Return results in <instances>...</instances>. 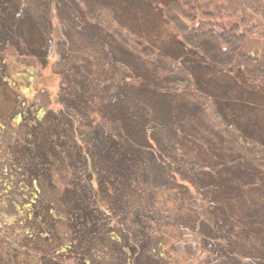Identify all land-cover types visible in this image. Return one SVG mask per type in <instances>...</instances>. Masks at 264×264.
<instances>
[{
    "label": "rangeland",
    "instance_id": "374dc122",
    "mask_svg": "<svg viewBox=\"0 0 264 264\" xmlns=\"http://www.w3.org/2000/svg\"><path fill=\"white\" fill-rule=\"evenodd\" d=\"M170 1L0 0V165L9 183L76 198L82 245L96 205L123 223L139 241L116 264H264V85L211 64L227 63L213 43L188 47ZM226 3L259 55L264 0ZM14 201L0 198V264H71L67 224Z\"/></svg>",
    "mask_w": 264,
    "mask_h": 264
},
{
    "label": "trees",
    "instance_id": "16d2710c",
    "mask_svg": "<svg viewBox=\"0 0 264 264\" xmlns=\"http://www.w3.org/2000/svg\"><path fill=\"white\" fill-rule=\"evenodd\" d=\"M220 1L221 0H211L210 3L208 0H171L167 4L164 13L169 22V26L172 27L176 33L180 35L184 43L196 53L202 54L201 51L204 44L209 42L213 43L218 48L219 54L227 60V63H224L221 61V58L219 59V57H216L214 58V63L211 64H222L225 66L234 65L243 69L250 85H264V46L259 55H251L244 51L243 48L247 35L242 29V26L246 21L242 19L240 23L242 26L238 23H231V4L226 3V7H224V5H219ZM210 4L215 7V11L209 10ZM222 10L228 12L227 17ZM17 132L18 131L10 129L9 133L12 140L16 138ZM12 169L10 170L8 167L0 165V181H2L0 186V198L4 200L5 197L10 198L12 196L14 200L17 199L18 202L14 201V203L17 202L16 206L19 207L20 210L25 211L29 217L37 213L36 217H40L42 220L45 218L47 222H52L57 226L58 223L65 222L69 227V233L72 239L69 241L70 245H66L67 241L64 240L62 245L58 247V252L68 250L70 253L67 256L64 254L62 255H64L65 260L71 264L79 260L77 259L78 254L79 256H83L85 259L84 263L86 262V264H116V260L113 261L110 256L116 255L114 258L120 261L122 253L118 249L123 246L124 243L132 246L136 244L135 242L139 241V239H134L133 234L128 232L123 223H117L108 216L102 206L96 205L97 211L102 215L99 219L97 233H95L91 239H87L86 244H80L79 232L74 233V231L70 229L76 215H79V213L73 212V205L76 203L77 199H66L64 193L60 195L54 190L56 187L55 184L46 181L42 184L39 181H36V183L30 182L33 188H24L17 186V184L9 183L8 178H12L9 177V175L14 173V169ZM9 171L11 172L8 174ZM18 184L24 183L20 181ZM46 185L50 186V189L48 188V195L43 193L44 186ZM3 187L4 189H2ZM95 199L97 201V197H95ZM0 218V224L3 225H0V233L4 235L8 234L6 231H3V228L9 225L5 215H1L0 213ZM103 223H105V225L100 228ZM80 230L81 229L78 231ZM14 236H19V233H15ZM75 236L77 240H74ZM31 237L32 236H28V239L24 238L25 240H30ZM160 237L161 236L158 235V237L155 238V245L160 244L158 241ZM66 246L69 247V249ZM116 250H118L120 254L116 253ZM100 251L102 252L101 262L98 261ZM59 264H62V261L59 262Z\"/></svg>",
    "mask_w": 264,
    "mask_h": 264
}]
</instances>
